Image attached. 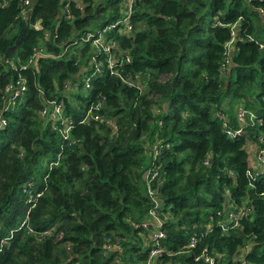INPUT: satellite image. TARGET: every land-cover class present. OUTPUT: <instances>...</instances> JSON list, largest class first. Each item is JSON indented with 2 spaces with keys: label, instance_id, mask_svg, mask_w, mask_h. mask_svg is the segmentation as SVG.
<instances>
[{
  "label": "trees",
  "instance_id": "obj_1",
  "mask_svg": "<svg viewBox=\"0 0 264 264\" xmlns=\"http://www.w3.org/2000/svg\"><path fill=\"white\" fill-rule=\"evenodd\" d=\"M0 117V264H145L154 146L158 258L264 264V0H0Z\"/></svg>",
  "mask_w": 264,
  "mask_h": 264
},
{
  "label": "built area",
  "instance_id": "obj_2",
  "mask_svg": "<svg viewBox=\"0 0 264 264\" xmlns=\"http://www.w3.org/2000/svg\"><path fill=\"white\" fill-rule=\"evenodd\" d=\"M126 0V5L128 8L131 6V1ZM24 3H28V0H24ZM128 15H126L125 19H127ZM116 23V22H115ZM115 24H110L109 26H114ZM37 27H39V24H36ZM128 27H130V24H127ZM94 43H101L99 37L95 38L93 40ZM104 44V42H103ZM112 46V45H111ZM109 45H105V48L110 49ZM32 57L28 59V63L31 62ZM113 65V59L108 60V66L111 68ZM96 68L100 69L99 64H96ZM86 86H90V83L86 81ZM25 89V79L21 78L16 81L14 84H8L5 87V90L8 93V103L7 104H14L16 97L21 95ZM97 105V104H96ZM95 105V106H96ZM96 108V107H95ZM92 107H89L83 116V119H88L90 116L97 118V113H93ZM41 114L47 115L49 118L53 119H60L61 122L64 123V127L62 128L63 137L66 138L69 134V130L71 128V121L64 117L62 112V104L61 102H57L54 100H51L47 105L43 106L40 111ZM244 110L239 109L238 115L243 116ZM6 124V119L3 117H0V127ZM230 134H235L240 131V129H236L234 132L227 130ZM159 153V148L157 146L152 147V163H150V166L146 169L144 173V179L147 184V193L148 195L153 199L154 206L151 207L148 211L149 213V219L141 221L142 226L149 225L153 228L151 239L153 240V245L149 249L145 264H173L169 260L159 259L158 256L162 253L165 248L160 244V238H163L165 236V232L162 229L163 225V216L165 215L164 212H160L157 210L159 205V199L157 196V186H159L162 182V179L160 178V173L158 166L155 164V159ZM260 155V154H259ZM244 214V207H238L237 210H234L233 208H229L226 213V221L220 222L219 224L222 225L224 228H227L228 222H231L233 224H237L239 218ZM203 232L199 233H192L185 245L186 249H191L193 246H196L200 240V238L203 236ZM113 248H116V250H121L122 245L119 242L118 238H107V240L104 242V249L105 251L113 250ZM203 257L204 260L208 261L210 264H213L215 261V256L206 252V249H203L200 254H198L195 258ZM121 264V263H117ZM178 264V263H175Z\"/></svg>",
  "mask_w": 264,
  "mask_h": 264
},
{
  "label": "rangeland",
  "instance_id": "obj_3",
  "mask_svg": "<svg viewBox=\"0 0 264 264\" xmlns=\"http://www.w3.org/2000/svg\"><path fill=\"white\" fill-rule=\"evenodd\" d=\"M130 1V0H129ZM129 1L127 2L128 3V5H129ZM113 24V23H112ZM237 103H238V101H235L234 102V107L237 105ZM254 159V162H255V160L256 161H258L260 158H259V156H257V158L255 159V158H253ZM262 159H264V157H262Z\"/></svg>",
  "mask_w": 264,
  "mask_h": 264
}]
</instances>
